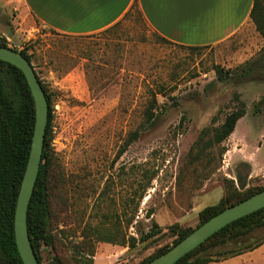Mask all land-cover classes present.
Listing matches in <instances>:
<instances>
[{"label":"rangeland","instance_id":"obj_1","mask_svg":"<svg viewBox=\"0 0 264 264\" xmlns=\"http://www.w3.org/2000/svg\"><path fill=\"white\" fill-rule=\"evenodd\" d=\"M13 5L0 0V37L28 50L52 96V147L64 176L51 202L59 250L45 247L43 264L62 256L63 243L72 249L63 256L78 264L70 243L95 227L129 245L95 242L93 264H140L173 243L172 225L196 228L225 181L264 187V40L255 30L193 50L162 41L136 6L118 25L72 36L11 14ZM217 66L232 78L220 82ZM153 93L155 126L118 157ZM238 98L246 115L235 132L201 151ZM154 223L163 233L146 239ZM263 237L261 229L248 242Z\"/></svg>","mask_w":264,"mask_h":264},{"label":"trees","instance_id":"obj_2","mask_svg":"<svg viewBox=\"0 0 264 264\" xmlns=\"http://www.w3.org/2000/svg\"><path fill=\"white\" fill-rule=\"evenodd\" d=\"M140 15L144 19L141 11ZM251 20L256 27V31L264 38V0H254ZM157 36L166 43H173L158 34ZM0 46L10 47L7 40L1 37ZM180 46L193 50L205 48ZM12 49L21 53L31 64L33 63V56L29 54L27 49ZM215 71L220 82H226L233 76L231 69H225L221 66H217ZM244 72L247 73L248 69L245 68ZM37 77L46 93L50 111L42 163L29 206L27 224L32 247L39 264H43L45 247L59 250L57 240L52 233L53 210L51 202L54 192L59 190L61 183L64 181V176L52 147V96L49 94L47 86L38 75ZM157 94H152L143 112V122L125 141L118 157L138 141L144 132L155 126L157 121L156 112L159 108ZM236 106L225 116L223 123L213 130L212 136L204 142L201 151L223 144L235 132L237 123L246 115V104L239 98ZM35 123V101L24 73L16 66L0 60V264H24L16 244L15 213L21 184L27 169ZM224 185V194L220 202L217 205L204 208L199 213V223L196 228H182L178 224L172 225L169 227V232L172 237H175L173 243L159 249L140 264H147L168 252L215 215L264 190V187H253L242 191L236 187L233 181H225ZM261 229H264V208L227 225L176 264L217 263L253 251L264 244V237L254 242L248 241L252 234ZM91 231H85L81 235L83 240L78 245L70 243L76 253L80 255L81 261L78 264H93L95 242L113 243L121 246L129 245L125 240L116 243L113 235L100 227H95ZM162 233L163 230L154 223L151 231L146 235V239L154 238ZM132 240L135 241V239ZM63 247L61 250L62 256L54 258L48 264H69L63 254H66V250L71 248L66 247L64 243ZM83 260L86 262L84 263Z\"/></svg>","mask_w":264,"mask_h":264},{"label":"crops","instance_id":"obj_3","mask_svg":"<svg viewBox=\"0 0 264 264\" xmlns=\"http://www.w3.org/2000/svg\"><path fill=\"white\" fill-rule=\"evenodd\" d=\"M13 4L11 14H30L42 25L72 36L107 30L135 6L154 33L179 45L212 47L252 30L260 36L251 20L254 0H13ZM211 264H264V244Z\"/></svg>","mask_w":264,"mask_h":264},{"label":"water","instance_id":"obj_4","mask_svg":"<svg viewBox=\"0 0 264 264\" xmlns=\"http://www.w3.org/2000/svg\"><path fill=\"white\" fill-rule=\"evenodd\" d=\"M0 60L16 66L24 73L35 101L36 123L27 169L17 200L15 238L23 263L39 264L31 244L27 218L42 163L50 107L36 71L26 57L10 47L0 46ZM263 208L264 190L215 215L168 252L158 256L147 264H176L227 225Z\"/></svg>","mask_w":264,"mask_h":264}]
</instances>
